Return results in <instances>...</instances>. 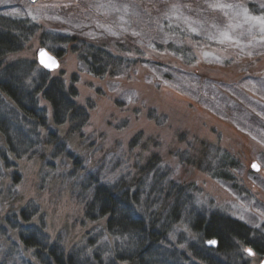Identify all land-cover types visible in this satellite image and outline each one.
<instances>
[{
	"label": "rangeland",
	"instance_id": "1",
	"mask_svg": "<svg viewBox=\"0 0 264 264\" xmlns=\"http://www.w3.org/2000/svg\"><path fill=\"white\" fill-rule=\"evenodd\" d=\"M0 19H27L39 27L5 61H36L38 49L46 48L60 60L59 69L47 71L49 78L75 87L77 104L87 108L81 133L48 123L65 139L68 153L82 159L78 168L87 166L111 181L136 176L157 158L172 180L192 185L183 196L194 197L201 215L214 221L227 214L262 231L263 241L264 0H0ZM47 32L54 42L44 45L41 36ZM60 36L104 46L136 63L115 76H93L72 50L74 44L59 43ZM47 94L70 108L55 89ZM16 120L0 106V126ZM44 160L16 156L0 133V264H40L18 235L24 221L17 215L25 207L36 211L29 223L43 224L51 242L59 240L66 250L104 228L105 221L94 224L83 217L73 184L82 172L70 177L72 163L64 156L46 154ZM254 161L258 172L251 169ZM212 173L233 179H214ZM152 186L145 187L146 195ZM202 220L197 216L191 223L197 229ZM195 252L203 255L196 247ZM256 252L244 247L241 257L259 264L264 256ZM223 259L220 255L217 263Z\"/></svg>",
	"mask_w": 264,
	"mask_h": 264
},
{
	"label": "trees",
	"instance_id": "2",
	"mask_svg": "<svg viewBox=\"0 0 264 264\" xmlns=\"http://www.w3.org/2000/svg\"><path fill=\"white\" fill-rule=\"evenodd\" d=\"M38 28L27 19L19 22L0 19V106L17 118L16 126H0V133L18 157L41 158L45 164L46 154L69 159L72 163L70 177L72 173L82 172L76 180L70 181L79 189L84 219L94 224L105 223L102 230L93 229L92 236L86 237L85 243L66 250L59 240L51 242L42 230L43 224L29 223L36 215L34 209L23 208L17 215L24 221L18 235L24 247L32 250L36 261L40 264H249L241 257V250L251 246L256 248L258 255L264 256V239L260 240L262 231L227 214L215 216L214 221L202 210L201 215L194 197L183 196L186 188L194 190L192 185L172 180L169 170L161 166L157 158H151L136 176L118 177L111 181L102 177L99 171L91 172L87 166L78 168L82 159L74 152L68 153L65 139L48 126L52 121L56 126L68 125L71 134L81 133L88 123L89 112L77 104L76 88L66 86L60 78H49L48 72L34 59L5 61L12 52L21 50L23 44L25 47ZM47 35L48 32L41 36L44 45L45 41L54 42L47 40ZM60 37L59 43L74 44L72 50L93 76H115L136 63L114 56L104 46L84 39L73 38V41L71 38L70 42L67 37ZM49 48L56 51L52 45ZM182 52L189 53L190 50L183 48ZM24 71L27 76H24ZM17 75L20 78L13 80ZM52 88L59 92L61 98L68 99V110L64 99L57 102L47 94ZM229 158L233 164V159ZM160 170H163L162 174ZM212 176L218 180L233 179L230 174L217 176L212 173ZM150 183L153 186L146 195L144 189ZM197 216H202L203 220L196 229L191 220ZM209 238L216 239L217 248L206 247L205 241ZM186 243L187 248L181 249L179 245ZM195 247L203 255H196ZM220 255L224 259L217 263L216 258Z\"/></svg>",
	"mask_w": 264,
	"mask_h": 264
},
{
	"label": "water",
	"instance_id": "3",
	"mask_svg": "<svg viewBox=\"0 0 264 264\" xmlns=\"http://www.w3.org/2000/svg\"><path fill=\"white\" fill-rule=\"evenodd\" d=\"M36 62H37L38 65H40L46 71H49V72L57 70V69L60 68V60H59V58L57 56L53 55L52 53H50L44 47H41V48L38 49ZM254 164L257 165L258 167L254 168L253 167ZM251 169H252L253 172H258L260 170V165L258 164V162L254 161L252 163ZM211 241H215V243L214 244L209 243V245L215 247L217 245L216 239H213ZM249 253H252V251L249 252ZM259 264H264V257L261 259Z\"/></svg>",
	"mask_w": 264,
	"mask_h": 264
},
{
	"label": "snow or ice",
	"instance_id": "4",
	"mask_svg": "<svg viewBox=\"0 0 264 264\" xmlns=\"http://www.w3.org/2000/svg\"><path fill=\"white\" fill-rule=\"evenodd\" d=\"M253 167H254V168H256V167H258V166L254 164V165H253ZM209 243H212V244H214V243H215V241H209ZM249 252H251V250H250V249H249Z\"/></svg>",
	"mask_w": 264,
	"mask_h": 264
},
{
	"label": "flooded vegetation",
	"instance_id": "5",
	"mask_svg": "<svg viewBox=\"0 0 264 264\" xmlns=\"http://www.w3.org/2000/svg\"><path fill=\"white\" fill-rule=\"evenodd\" d=\"M209 247H212V246H210V245H209ZM212 248H214V247H212ZM216 248H217V247H216ZM251 251H252V253H254V252H255L254 250H251Z\"/></svg>",
	"mask_w": 264,
	"mask_h": 264
}]
</instances>
